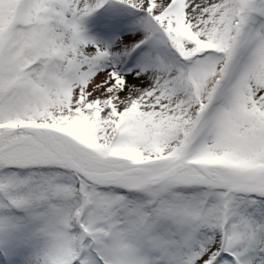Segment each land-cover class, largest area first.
I'll return each instance as SVG.
<instances>
[{
	"label": "snow or ice",
	"instance_id": "6c2138e0",
	"mask_svg": "<svg viewBox=\"0 0 264 264\" xmlns=\"http://www.w3.org/2000/svg\"><path fill=\"white\" fill-rule=\"evenodd\" d=\"M106 2L0 0V264H264V0Z\"/></svg>",
	"mask_w": 264,
	"mask_h": 264
},
{
	"label": "rangeland",
	"instance_id": "374dc122",
	"mask_svg": "<svg viewBox=\"0 0 264 264\" xmlns=\"http://www.w3.org/2000/svg\"><path fill=\"white\" fill-rule=\"evenodd\" d=\"M133 19V13L126 5L119 3V0H107L101 8L82 20L84 35L107 44L112 51H118V38L124 41H131L134 38ZM130 66V64L124 65V67Z\"/></svg>",
	"mask_w": 264,
	"mask_h": 264
}]
</instances>
